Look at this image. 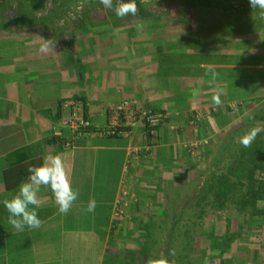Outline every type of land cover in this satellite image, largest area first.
<instances>
[{
  "label": "crops",
  "instance_id": "0c3cea01",
  "mask_svg": "<svg viewBox=\"0 0 264 264\" xmlns=\"http://www.w3.org/2000/svg\"><path fill=\"white\" fill-rule=\"evenodd\" d=\"M12 30L16 38L0 44V200L10 198L18 187L5 188L4 174L11 166L27 169L41 164L45 155L61 153L79 197L62 214L50 189L40 186L42 224L20 231L8 224V213L0 204V264H104L107 246L119 227L114 213L121 191L126 190L123 181L150 175L153 168L164 171L182 165L189 149L229 125V109L241 108L249 102V94L254 99L253 88L256 93L264 83L260 79L249 86L241 68L246 64L230 62L238 52L232 45H214L199 54L181 44L169 46L176 39L168 35L164 39L162 30L154 31L161 39L153 43L151 27L134 34L127 30L123 36L129 39L122 43L114 38L117 31L86 29L78 47L87 51L80 57L65 37L59 43L44 28ZM25 34L31 39L26 40ZM44 45L47 49L42 51ZM210 70L219 74L215 82ZM216 91L221 93L219 106L211 100ZM126 99H136L167 118L154 129L137 125L131 135H100L97 131L106 125L107 111ZM71 100L82 103L92 130L74 137L64 129L62 138L56 137L64 105ZM142 186L138 194L143 209L152 189L146 183ZM91 199L96 208L89 213Z\"/></svg>",
  "mask_w": 264,
  "mask_h": 264
},
{
  "label": "rangeland",
  "instance_id": "374dc122",
  "mask_svg": "<svg viewBox=\"0 0 264 264\" xmlns=\"http://www.w3.org/2000/svg\"><path fill=\"white\" fill-rule=\"evenodd\" d=\"M196 1L199 3L194 5V0H136V16L121 18L115 15L114 8H104L99 0H0V44L4 45L5 39L9 44L16 38L12 29L35 26L49 30L50 36L53 32L58 42L65 37L72 52L80 57L87 51L78 47L86 29L117 31L114 38L122 43L129 39L123 33L134 34L151 27L153 43L159 44L161 39L154 31L162 30L164 39L165 35L176 39L169 46L181 44L199 54L214 45H232L238 52L230 56V62L246 64L241 68L246 70L249 86L264 80V18L259 10L249 12L252 8L248 0ZM115 3L113 0L114 6ZM240 16L257 24L254 33L234 37L229 23ZM24 37L31 39L26 34ZM69 59L76 60L72 55ZM234 74L239 72L235 70ZM259 86L256 97L253 88L254 99L249 94V102L229 109V125H221L216 134L206 135L210 137L189 149L187 157L180 160L184 161L182 165L164 171L153 168L150 175L141 173L137 179L123 181L126 190L121 191L114 213L119 227L107 246L104 264H149V259L161 257L170 264H264V217L260 214L248 218L244 214L246 183L244 188L233 185L223 202H216L217 191L211 187L222 178L232 184L238 181L232 172L243 157L242 150L247 148L239 143L240 136L259 127L261 131L254 141L264 139V83L262 88ZM258 176L264 180V172ZM145 183L152 191L150 202L145 201L142 209L138 189ZM258 205L262 212L264 200Z\"/></svg>",
  "mask_w": 264,
  "mask_h": 264
},
{
  "label": "clouds",
  "instance_id": "9594fccd",
  "mask_svg": "<svg viewBox=\"0 0 264 264\" xmlns=\"http://www.w3.org/2000/svg\"><path fill=\"white\" fill-rule=\"evenodd\" d=\"M100 4L106 9H113L117 17H126L129 14L136 16L138 8L136 0H116L115 6L113 0H99ZM253 10L258 9L261 18H264V0H248ZM138 28L141 25H137ZM47 49V45L42 46L41 50ZM211 81L215 82L218 73L211 71ZM214 106H219L221 101V93H216L211 97ZM259 127H253L248 132L239 137V143L244 147H248L260 133ZM64 154L45 155L42 163L39 165H29L27 168L28 176L10 193V198L0 200V204L7 211V222L17 231L23 230L25 226L36 229L42 224V220L38 215L40 207V199L38 193L40 186L50 189L56 204L59 206V213L66 214L69 212L73 203L79 197V191L74 189L72 183L68 179L65 166ZM96 208L95 199L88 202L86 211L91 213ZM149 264H170L167 258L149 259Z\"/></svg>",
  "mask_w": 264,
  "mask_h": 264
},
{
  "label": "trees",
  "instance_id": "16d2710c",
  "mask_svg": "<svg viewBox=\"0 0 264 264\" xmlns=\"http://www.w3.org/2000/svg\"><path fill=\"white\" fill-rule=\"evenodd\" d=\"M198 3V1L194 0L193 4L196 5ZM210 5L212 4L210 3ZM185 9H187V7H185ZM248 11L255 13L258 10L248 9ZM256 25L257 24L255 22L246 21L242 18V16H240L237 18V20L235 19L233 23H229V28H231L235 37L247 34L249 32L254 33L256 30L254 29ZM238 32L241 33L238 34ZM263 121L264 117L261 118L262 123ZM242 153L243 157L237 160L235 172H232L234 176H236L238 180L237 182L234 181V184H232L228 178H222L221 180L214 183V185L211 184L213 181L210 182L211 187L215 188L217 191L215 200L216 202H223L224 200H227L231 194L229 192L232 191L233 185L236 187L242 186L241 188L247 186L248 196L244 200L245 202L243 204L244 211H246L244 214H246L248 218L249 216L256 217L261 215L264 217V210L261 212V207L258 205L259 202L264 200V180L260 179L258 176L260 172H264V139L254 141L253 145L244 148ZM245 156H249V158L246 159ZM21 167L22 166L15 165L11 166L9 170L5 171L4 183L6 189L11 190L17 187L22 180V176L28 174L27 169ZM244 182L246 183V186Z\"/></svg>",
  "mask_w": 264,
  "mask_h": 264
},
{
  "label": "built area",
  "instance_id": "2783aa9c",
  "mask_svg": "<svg viewBox=\"0 0 264 264\" xmlns=\"http://www.w3.org/2000/svg\"><path fill=\"white\" fill-rule=\"evenodd\" d=\"M166 118V115L162 113L146 109L136 99H126L107 111L106 125L97 132L105 137L131 135L137 125L156 128ZM60 123V131L54 133L56 137L60 138L63 136L62 131L64 129H68L74 137H79L92 130L91 122L84 116L82 111V103L76 100L65 103ZM70 144L69 141L65 143L66 147H70Z\"/></svg>",
  "mask_w": 264,
  "mask_h": 264
}]
</instances>
